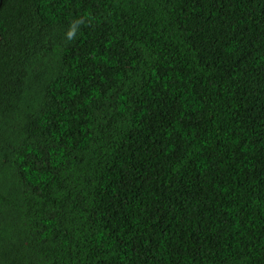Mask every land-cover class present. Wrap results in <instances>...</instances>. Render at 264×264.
<instances>
[{
  "label": "trees",
  "instance_id": "1",
  "mask_svg": "<svg viewBox=\"0 0 264 264\" xmlns=\"http://www.w3.org/2000/svg\"><path fill=\"white\" fill-rule=\"evenodd\" d=\"M0 264H264V0H0Z\"/></svg>",
  "mask_w": 264,
  "mask_h": 264
},
{
  "label": "clouds",
  "instance_id": "2",
  "mask_svg": "<svg viewBox=\"0 0 264 264\" xmlns=\"http://www.w3.org/2000/svg\"><path fill=\"white\" fill-rule=\"evenodd\" d=\"M69 35H71V33Z\"/></svg>",
  "mask_w": 264,
  "mask_h": 264
}]
</instances>
